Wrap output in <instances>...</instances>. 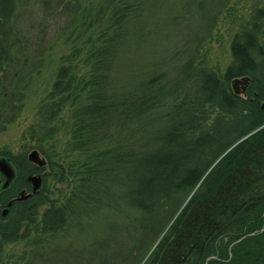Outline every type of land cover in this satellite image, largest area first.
<instances>
[{"label":"trees","instance_id":"16d2710c","mask_svg":"<svg viewBox=\"0 0 264 264\" xmlns=\"http://www.w3.org/2000/svg\"><path fill=\"white\" fill-rule=\"evenodd\" d=\"M229 2L172 80L154 72L125 88L112 85V70L146 0H38L54 21L64 17L61 33L71 52L27 133L41 148L68 110L70 145L83 159L47 164L57 181L72 176L69 195L52 198L48 173L39 192L9 207L0 225V264L6 244L21 240L30 249L12 264L46 262L43 249L70 226L71 264H107V236L120 227L129 240L117 252L122 264H205L214 255L208 264H226L231 253L234 260L252 250L259 259L240 264H264V9L253 10L234 33L233 59L223 72L199 54ZM23 4L0 0V132L22 111L44 57L36 52L47 24L29 52L31 29L26 35L18 24ZM243 76L250 83L238 94L232 82ZM11 163L15 177L0 186L4 204L31 190L30 173L47 170L25 154L11 155ZM226 242L235 243L231 251Z\"/></svg>","mask_w":264,"mask_h":264},{"label":"rangeland","instance_id":"374dc122","mask_svg":"<svg viewBox=\"0 0 264 264\" xmlns=\"http://www.w3.org/2000/svg\"><path fill=\"white\" fill-rule=\"evenodd\" d=\"M224 1L146 0L144 10L131 24L129 40L121 46L120 54L114 63L112 85L132 87L144 77L160 71H166L172 80L179 74V69L186 66L189 55L193 54L199 41L207 33L214 13ZM256 8L264 9V0H230L219 16L212 36L203 42L199 51L209 66L218 68L222 72L225 70L233 59L231 53L233 35L241 24L248 21L252 11ZM63 18L54 21L38 5V0H24L18 24L26 35L31 29L29 52L33 53L37 48L35 43L39 35L37 29L40 28L42 22L43 25L47 24L43 48L36 52L44 57L41 62V71L27 91L22 111L0 132V152L6 150L13 156H18L30 152L33 147H38L36 141L29 137L27 130L39 118L38 111L52 88L62 56L71 52V42L62 36L65 27ZM170 84H173V81ZM58 120L60 131L47 142L40 143L42 153L48 163L52 158L60 164L71 165L73 162L82 160L83 157L77 151L72 150L70 145V112L66 110ZM46 167L49 173L47 186L51 188L52 198L69 195L71 192V181L69 180L72 176L66 181H57L53 177L55 172L48 165ZM119 221L121 218L117 219V222ZM73 236L74 232L71 231L70 226L61 234L53 247L43 249L47 261L41 260V264H59V260L63 258H68L66 263L71 264V237ZM107 238L102 251L104 261L110 264L111 260L118 258L119 264H122L123 258L117 252L129 244L126 230L120 227L116 233L113 232ZM27 243L28 241L21 240L6 244L3 264H12L25 253V250H29ZM225 244L231 251L235 243L226 242ZM255 251L242 252L235 256L234 260L231 259V253V258L224 261L227 262L226 264H240L247 261L254 263L259 259L255 256L250 257L251 252Z\"/></svg>","mask_w":264,"mask_h":264},{"label":"water","instance_id":"95a60500","mask_svg":"<svg viewBox=\"0 0 264 264\" xmlns=\"http://www.w3.org/2000/svg\"><path fill=\"white\" fill-rule=\"evenodd\" d=\"M247 82V78H236L233 80V85H234V89L237 93H240V88H239V84H244ZM262 107L264 108V103L262 104ZM244 139V138H242ZM242 139H240L238 142H240ZM28 159L37 164L40 167H43L46 165V160L41 157L40 153L38 150L34 149L32 150L29 155H28ZM0 170L1 172L6 176V181L4 183V187H7L10 184V181L14 178L15 176V172L13 170V167L11 166V164L6 160V159H0ZM28 181L32 184L33 187V193L37 192L40 187L42 186V176L41 175H29L28 177ZM32 193H26L25 190H23L20 193V196L17 197L14 200H21V199H26L29 196H31ZM9 202V206L12 205L13 201ZM8 212V209H5L4 214L6 215Z\"/></svg>","mask_w":264,"mask_h":264},{"label":"flooded vegetation","instance_id":"af4514ba","mask_svg":"<svg viewBox=\"0 0 264 264\" xmlns=\"http://www.w3.org/2000/svg\"><path fill=\"white\" fill-rule=\"evenodd\" d=\"M248 83H250V80L248 79L247 80V82H246V84L248 85ZM247 85L244 87V85H242V84H239V87H240V89H241V92H243V93H245L246 92V87H247ZM243 86V87H242ZM34 149H36V150H38L39 151V153H40V155L42 156V157H44L43 156V153H42V148H38V147H33L32 149H30V152L32 151V150H34ZM30 152H27V153H24L26 156H27V158H28V155H29V153ZM11 153L10 152H8V151H6V150H4V151H2V152H0V159H6L13 167H15L12 163H11ZM45 158V157H44ZM46 159V158H45ZM29 160V159H28ZM31 162V161H30ZM35 164V163H34ZM35 165H37V164H35ZM37 169L39 170L41 167L40 166H38L37 165ZM43 168V167H42ZM37 169H36V171H37ZM44 174H48V170H45V171H42V172H32V173H30L29 175H41L42 177H43V175ZM28 175V176H29ZM0 176H1V178H0V186H3V184H4V182L6 181V178H5V175L1 172V170H0ZM27 176V177H28ZM26 177V178H27ZM27 181H28V178H27ZM28 183H29V185H30V188H31V190L29 191L27 188H22L19 192L21 193V191L22 190H25L27 193H32V195L31 196H29L28 198H30V197H32L35 193H33V187H32V184L28 181ZM43 184V183H42ZM0 192H1V190H0ZM37 192H39V191H37ZM36 192V193H37ZM20 196V194H18L17 196H15V197H13V198H11V200H9L8 201V203L7 204H4V202H3V200H2V195H1V193H0V225L1 224H4L5 223V221H4V218L7 216V214H8V212H9V202H11L12 200H14V199H16L17 197H19ZM27 198V199H28ZM23 200H26V199H23ZM15 201V200H14ZM13 201V202H14ZM5 209H8V212H7V214L5 215L4 214V211H5Z\"/></svg>","mask_w":264,"mask_h":264}]
</instances>
